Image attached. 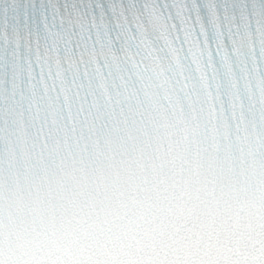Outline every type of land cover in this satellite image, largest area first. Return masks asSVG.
Segmentation results:
<instances>
[{
    "label": "snow or ice",
    "instance_id": "snow-or-ice-1",
    "mask_svg": "<svg viewBox=\"0 0 264 264\" xmlns=\"http://www.w3.org/2000/svg\"><path fill=\"white\" fill-rule=\"evenodd\" d=\"M0 264H264V0H0Z\"/></svg>",
    "mask_w": 264,
    "mask_h": 264
},
{
    "label": "clouds",
    "instance_id": "clouds-1",
    "mask_svg": "<svg viewBox=\"0 0 264 264\" xmlns=\"http://www.w3.org/2000/svg\"><path fill=\"white\" fill-rule=\"evenodd\" d=\"M75 239V238H71ZM34 240H39L48 244H51L53 247H63L69 244L70 238L65 237L61 233H57L56 235H49V236H44L40 234V230L38 229L32 236L29 237H24L22 239L14 241V247L18 251H23L25 250L29 243L34 241ZM131 243H134V241H130Z\"/></svg>",
    "mask_w": 264,
    "mask_h": 264
}]
</instances>
